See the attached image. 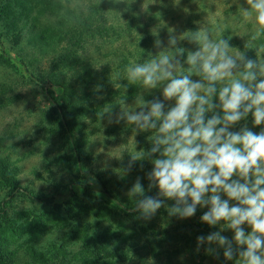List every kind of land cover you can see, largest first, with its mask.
<instances>
[{
    "label": "rangeland",
    "instance_id": "obj_1",
    "mask_svg": "<svg viewBox=\"0 0 264 264\" xmlns=\"http://www.w3.org/2000/svg\"><path fill=\"white\" fill-rule=\"evenodd\" d=\"M40 1L43 0H0V206L3 203L7 213L0 216V264H29V245L38 243L47 248L67 228L74 229V223L70 222L67 228L53 232L57 222L52 220L56 219L52 208L64 203L71 215L82 209L72 218L80 231L85 227L94 236L109 232L107 263L235 264L238 257L227 261L222 249L219 258L205 252L207 245L197 251L196 238L207 234L193 230L185 219L170 216L166 207L160 208L151 220L138 218L139 214L132 210L137 197L128 195L137 177L146 195L152 196L158 189L148 190L146 173L153 167L149 159L136 161L131 171L127 165L131 155L139 156L151 148L148 140L151 132L135 133L123 121L109 124L107 114L101 119L100 113L109 106L118 112L123 98L128 106H134L136 96L141 93L145 100L163 99L161 89L144 92L139 82L128 84L126 69L150 59V53L155 55L160 50L154 47L157 39L167 46L172 29L178 36L184 32L189 35L188 32L197 31L204 23L214 37L229 39L233 53L241 51L256 59L257 49L264 45V34L253 39L257 25L246 21L240 9L247 7L246 0H52L54 4L70 6L76 16L88 21L87 32H83L84 38L79 41L82 50L62 72L53 69L52 54L42 53L48 50L46 46L38 54L29 44L34 23L44 20L37 15ZM18 31L21 40L16 42L14 34L18 35ZM178 47L186 49V59L187 51H195L198 46L184 39ZM79 65L86 66L87 74L78 77L64 74L68 70L78 72ZM187 67L182 71L186 73ZM68 87L78 92L65 115L71 121L77 118L83 137L85 157L79 164L81 170L74 167L63 126L47 115L53 111L44 89L65 105L62 93ZM165 105L167 110L174 101H165ZM245 124L256 133L264 128V124L254 126L249 113L231 130L239 131ZM91 173H100L108 180L109 194L130 215L106 201ZM3 177L15 181L28 194L37 198L53 196L54 200L29 199L17 194L11 197V187ZM237 178L234 175L233 179ZM221 196L227 199L223 193ZM165 203L170 207L174 201ZM205 211L207 208L198 206L190 220L201 222ZM223 223L216 226L217 231H221ZM222 235L230 240L234 237V233L225 229Z\"/></svg>",
    "mask_w": 264,
    "mask_h": 264
},
{
    "label": "clouds",
    "instance_id": "obj_2",
    "mask_svg": "<svg viewBox=\"0 0 264 264\" xmlns=\"http://www.w3.org/2000/svg\"><path fill=\"white\" fill-rule=\"evenodd\" d=\"M246 5L240 9L257 25L256 39L264 34V0H246ZM185 33L178 36L172 29L167 46L157 39L155 55L126 69L128 84L139 82L144 92L161 89L163 99L145 100L141 93L128 106L123 98L118 112L109 106L100 118L107 114L109 124L123 121L135 133L151 132V148L131 155L127 165L128 171L139 160L153 165L146 178L148 190L157 188V195H146L139 177L128 192L137 197L133 210L139 219L151 220L162 207L180 219L193 217L198 206L207 208L202 223H224L221 231L196 238L197 251L207 245L205 252L217 258L222 249L225 260L238 257L235 264H264V129L256 133L245 124L231 130L249 113L254 126L264 124V45L251 59L233 53L229 39L214 37L204 23ZM184 39L198 46L186 59V49L178 47ZM165 101L174 105L166 110ZM165 200L174 203L169 207ZM245 224L251 229L247 233ZM224 229L234 232L233 239L222 235Z\"/></svg>",
    "mask_w": 264,
    "mask_h": 264
},
{
    "label": "trees",
    "instance_id": "obj_3",
    "mask_svg": "<svg viewBox=\"0 0 264 264\" xmlns=\"http://www.w3.org/2000/svg\"><path fill=\"white\" fill-rule=\"evenodd\" d=\"M49 2L50 3L47 4V0H43L41 2V8H38L37 15H39V18H42L43 16L44 20L42 23H40V21L39 23H34L35 25H33L34 27L31 28V33L29 35L33 39L29 41V44L31 42V45L37 50L38 54H41L43 48L46 46L48 50H45L42 53H44L45 55L52 54L53 69L55 71L59 70V72H62L61 70L64 69V67L75 61L77 52L79 50H82L80 47H78L79 41L84 38L83 32H87L86 26L88 24V21L80 18L79 16H76L75 11L72 10L70 6L54 4L52 0H49ZM31 8H33V6H31ZM78 28L84 29H79L81 31H76L78 30ZM18 32V35L14 34V38L16 36L17 39L16 42H19L21 40V32ZM77 70L78 72H72L68 70L67 72H64V74L72 73L70 76L73 77L87 74L86 66L79 65V68ZM30 77L33 78L35 82L43 84V81H38V79L34 78L33 75H30ZM44 93L46 94L53 111V113L47 112V115L51 120H54L57 124L63 126L65 133L64 138L74 158V167H76L77 170H81L79 164L85 157V153L83 152L84 145L82 144L83 137L81 136L79 128L76 124L77 118L75 117L71 121L65 115V112L68 111V107L69 109L72 108L69 103L74 102V97L78 95L77 89L69 87L67 88V90L64 89L62 97H64L66 100L65 105L59 104V99H57L50 90L44 89ZM211 115L212 113H207L206 117H210ZM77 116L79 117V114ZM252 130L255 131L254 129ZM91 174V176L98 182V184L102 188V192L104 198H106V201H108V203H110L112 206L122 210L123 212H127V214L130 215L128 213L129 210L116 199H113L109 194L106 186L108 180L104 178L100 173ZM3 180L11 187V194L9 195L11 197L14 194H17L28 197L29 199H47L50 201L54 200L53 196L49 198H37L31 193L28 194L15 181H9L7 177H3ZM117 183L118 181L115 182V184ZM157 192L152 196H156ZM6 200L8 199H5L4 201ZM2 205L0 206V216L3 215L5 217L7 213L5 211V207H3ZM81 210L75 211V213L71 215V213L67 211L66 203H64L63 205L58 204L52 208V212L56 214V219L52 220H55L57 222V225L55 227L56 229L53 232H57L59 230H62L63 228H67L70 222L74 223V229L67 228L66 232L61 237H59L58 241L50 244L47 248L40 247L38 243L36 245H29V264H110L107 263V255H109V243H107V239L109 236V232L105 231L103 236H94V234L90 232L88 233L85 227L82 228L83 231H80L77 228L78 225L72 218L79 215ZM130 213L132 214L133 212H131L130 210ZM185 220H187L188 225L193 230L199 233L209 234L210 232L217 231L216 226L218 225L209 226L206 223H202L199 221H191L190 218H187ZM244 229L246 233L251 230L248 225ZM225 230L229 231L232 234L234 233L230 229ZM31 235H29V237ZM92 239L96 240L100 244L98 246L95 245ZM213 256L216 257L215 255Z\"/></svg>",
    "mask_w": 264,
    "mask_h": 264
}]
</instances>
